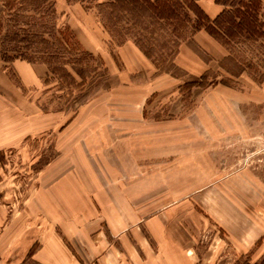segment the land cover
I'll return each mask as SVG.
<instances>
[{
  "label": "rangeland",
  "instance_id": "rangeland-1",
  "mask_svg": "<svg viewBox=\"0 0 264 264\" xmlns=\"http://www.w3.org/2000/svg\"><path fill=\"white\" fill-rule=\"evenodd\" d=\"M52 1L58 26L67 24L77 41L65 57L86 67L85 79L67 85L44 73L11 95L17 109L3 116L18 127L9 135L2 119L0 227L11 222L29 239L60 234L61 224L129 225V249L115 237L98 248L106 262L86 261L93 247L63 237L81 264L186 256L194 264H264V36L240 33L224 43L193 31L183 6L177 20L151 25L145 16L133 24L121 7H99L107 0ZM196 2L210 18L221 9ZM138 26L156 28L151 56L134 42ZM126 41L149 67L124 62ZM81 49L92 57L80 59ZM92 185L104 192L99 200Z\"/></svg>",
  "mask_w": 264,
  "mask_h": 264
},
{
  "label": "trees",
  "instance_id": "trees-1",
  "mask_svg": "<svg viewBox=\"0 0 264 264\" xmlns=\"http://www.w3.org/2000/svg\"><path fill=\"white\" fill-rule=\"evenodd\" d=\"M213 2L221 9L212 18L196 0H107L99 7L109 8V11L121 7L128 11L133 24L145 16L147 22L154 25L156 20H177V11L183 6L193 16L184 13L185 21L193 31L205 30L215 39L223 38L224 43V38L228 40L240 33L249 39L264 36V12L260 13V0ZM53 5L52 0H0V64L14 60L42 63L46 67L45 75L51 74L67 85L79 86L87 69L77 60L65 57V46L77 41L67 24L58 26ZM148 28L139 27L134 42L145 55L151 56L155 50L152 35L156 28ZM142 30L147 31L143 33ZM85 57L92 55L81 49L79 58ZM58 86H61L60 82Z\"/></svg>",
  "mask_w": 264,
  "mask_h": 264
},
{
  "label": "crops",
  "instance_id": "crops-1",
  "mask_svg": "<svg viewBox=\"0 0 264 264\" xmlns=\"http://www.w3.org/2000/svg\"><path fill=\"white\" fill-rule=\"evenodd\" d=\"M212 4L214 6L216 5L214 3ZM203 8L206 10L205 7ZM119 55L125 59L124 62H126L131 69L134 67H149L145 61L146 59L131 41H126L120 46ZM133 59L135 60L133 61ZM44 73V66L28 63L22 60H14L11 63L6 64L4 67H0V128L1 122L5 119H9L7 126H5V128H8L5 131L10 130L8 133L9 135L16 134L15 132L18 127L14 118L12 120V118L7 115L3 116L5 114L3 112H8L9 108L17 109L16 107L11 106V95H13V92L15 95H22L25 90L37 86L40 77L44 75ZM11 129L13 130L11 131ZM92 187L96 189L95 196L99 200L100 196L102 197L104 195L103 190L97 185H92ZM142 226L149 229L147 223ZM59 227L60 234L48 231L46 233H38L35 237L29 236V239H27L28 236L21 238L15 233L16 227L13 223L10 222L1 226L0 264H81L82 262H85V259L81 256L78 249L77 251L74 250V252H71L67 248L63 241L64 238L67 242L75 240L81 246L91 245L93 247L92 256L94 257L90 260H86L88 262H106L107 254L101 255V251L98 250V248L104 247L108 243L107 241L109 237H115L117 240L121 241V247L123 250L124 246L128 249L130 246L129 225H126L123 221H119L117 225L111 226L103 220L101 224H97L93 229H82L80 227L73 230L62 224ZM160 229H162V227L157 228V230ZM91 234H93L92 240H90ZM151 235H154L156 239L159 238L156 233H151ZM35 240L38 241L37 248L31 252L24 261L23 257H25ZM110 247L111 248L106 251H113L116 254L119 253L118 250H115L114 246ZM196 260L197 259L188 256L183 257L180 260L171 261H163L160 257H154L144 260L143 262H147L148 264H194Z\"/></svg>",
  "mask_w": 264,
  "mask_h": 264
}]
</instances>
